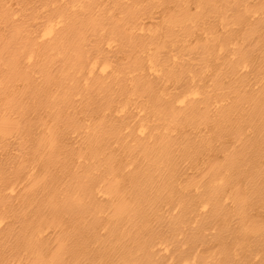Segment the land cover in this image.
Segmentation results:
<instances>
[{"label":"bare ground","instance_id":"obj_1","mask_svg":"<svg viewBox=\"0 0 264 264\" xmlns=\"http://www.w3.org/2000/svg\"><path fill=\"white\" fill-rule=\"evenodd\" d=\"M0 264H264V0H0Z\"/></svg>","mask_w":264,"mask_h":264}]
</instances>
